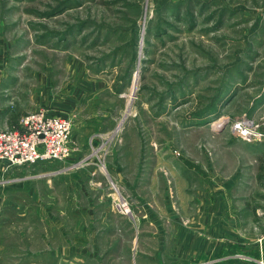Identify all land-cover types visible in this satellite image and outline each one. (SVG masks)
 Segmentation results:
<instances>
[{"label": "rangeland", "instance_id": "1", "mask_svg": "<svg viewBox=\"0 0 264 264\" xmlns=\"http://www.w3.org/2000/svg\"><path fill=\"white\" fill-rule=\"evenodd\" d=\"M39 109L71 120L73 151L0 161V264L72 242L82 264H264V143L229 129L264 125V0H0V126ZM216 155L240 171L209 172ZM194 218L243 236L184 256Z\"/></svg>", "mask_w": 264, "mask_h": 264}, {"label": "built area", "instance_id": "2", "mask_svg": "<svg viewBox=\"0 0 264 264\" xmlns=\"http://www.w3.org/2000/svg\"><path fill=\"white\" fill-rule=\"evenodd\" d=\"M19 125V129L0 131V161L22 165L63 160L72 153V123L69 118L39 109L24 115ZM229 129L232 135L243 141L264 143V125L251 117L234 120ZM115 207L120 213L130 212L127 202L121 197L116 199Z\"/></svg>", "mask_w": 264, "mask_h": 264}, {"label": "crops", "instance_id": "3", "mask_svg": "<svg viewBox=\"0 0 264 264\" xmlns=\"http://www.w3.org/2000/svg\"><path fill=\"white\" fill-rule=\"evenodd\" d=\"M220 120L222 121L223 119L218 118L214 121L218 122ZM214 123L215 122H213V124ZM3 129H5V128H1V126H0V130H3ZM241 142L247 143L246 141H239V143H241ZM139 156H141V154ZM137 161H138V159H137ZM139 161H141V163H142V161H143L142 158H139ZM211 161L213 163L214 169L209 168V172H215L216 174L222 175V173H224V172L234 173V172L240 171V168L237 165L238 163L240 164L239 157L228 158V157L216 155L214 158H212ZM207 163L208 162L206 161V164ZM234 164H236V165L234 166ZM209 165H210V163H208V166ZM38 207L40 209L44 208L42 205H38ZM90 207H91L90 205H85L83 208H81L80 206H76V204L71 206L72 210L77 212V213H79L80 211L91 212L92 209ZM68 208H70V207H68ZM227 221H231V222H227ZM227 221H225L224 218L219 223L207 221L208 226L214 227L215 230H214V232L204 231V234H203V232L197 231L198 228L203 229V227H205L204 223L201 219H199V220H197V219L195 220V218H194V220L191 219V221L189 222L190 225L185 226V227H179L178 224H176L175 226L178 227V229L179 228L184 229L183 232L186 235V238L183 241V244H184L183 255L185 256V254H190V253H185V250H186L187 245L189 246V248L192 247V244H193L192 237L196 238L194 243H197V242L199 244L222 243L224 241L223 237L228 233V231H225V228L231 227L233 230L234 236L237 237V239H240L239 236H243V235L239 231H236L238 228L242 227L240 220L228 219ZM56 224H57V222H56ZM155 224H156V222H155ZM60 227H62V226H60ZM229 235L232 236V233H229ZM249 237L253 238V240L255 239L254 234H250ZM74 240L78 241L77 239H74ZM72 245L73 246L70 249L68 248L65 251H64V249H61V251L59 252L58 256H59V261L61 262L60 264H82L83 261H85L86 259H87L86 262H90L93 259L92 257H95V254L83 252L82 250H80L79 246L76 244L74 245L73 242H72ZM43 252L47 253L46 250H43ZM39 254L42 257V253H39ZM51 255L54 256V253H52ZM32 256L35 257L36 254H34ZM29 264H42V263L34 261V259H33V261L29 262ZM88 264H90V263H88Z\"/></svg>", "mask_w": 264, "mask_h": 264}, {"label": "bare ground", "instance_id": "4", "mask_svg": "<svg viewBox=\"0 0 264 264\" xmlns=\"http://www.w3.org/2000/svg\"><path fill=\"white\" fill-rule=\"evenodd\" d=\"M136 74H137V73H136ZM134 78H135V77H134ZM220 121H221V120H220ZM220 121L215 122L213 126H218V125L222 124Z\"/></svg>", "mask_w": 264, "mask_h": 264}]
</instances>
